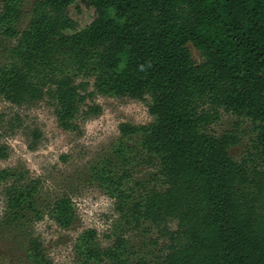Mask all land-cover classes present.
Returning <instances> with one entry per match:
<instances>
[{
    "label": "trees",
    "instance_id": "1",
    "mask_svg": "<svg viewBox=\"0 0 264 264\" xmlns=\"http://www.w3.org/2000/svg\"><path fill=\"white\" fill-rule=\"evenodd\" d=\"M1 2L4 102L29 109L47 100L63 131L76 128L95 94L146 102L153 121L119 125L118 150L123 163L141 155L154 174L129 190L118 180L112 192L124 225H146L167 240L159 264H264V0H33L21 32L24 0ZM223 115L251 123L259 163L229 156L235 131L209 132ZM4 122L3 134H13L23 118L16 112ZM28 136L35 150L41 132ZM8 154L0 142V160ZM28 187H5L13 218L29 210L41 218ZM49 212L71 225L69 200L56 199ZM96 235L77 238L79 264H129L134 252L123 235L106 248ZM33 247V259L48 264Z\"/></svg>",
    "mask_w": 264,
    "mask_h": 264
},
{
    "label": "rangeland",
    "instance_id": "2",
    "mask_svg": "<svg viewBox=\"0 0 264 264\" xmlns=\"http://www.w3.org/2000/svg\"><path fill=\"white\" fill-rule=\"evenodd\" d=\"M2 6L0 0V11ZM32 6L33 0L22 3L15 26L18 32L25 29ZM0 43L6 46L7 42L1 38ZM188 49L192 59L200 63L202 59L192 45L189 44ZM93 106L98 111L85 114L87 107ZM16 112L23 118L22 127L13 134H3L0 130V142L9 148L8 158L0 160V175L4 177L0 180V264H38L39 261L33 259L35 243L40 258L48 264H79L74 247L79 235L88 230L95 231L102 248L108 247L116 236L123 235L129 250L134 252L129 264L139 259L144 260L142 264H159L167 240L159 238L146 225L140 228L124 225L115 210L116 198L112 192L118 180L119 187L129 190L154 174L153 166L143 163L141 155L133 153L129 162L123 163L118 150L119 125L141 126L153 121L146 102L95 94L81 107L75 120L76 128L63 131L47 100L24 109L0 98V116H4L0 129ZM32 128L39 129L42 135L35 150L28 149L31 140L28 133ZM227 131H235L238 138L237 144L229 148V156L249 166L259 163L251 123L223 115L209 130L216 136ZM260 169L264 171V166ZM11 186L32 188L28 187L34 197L33 214L40 213L41 218L32 219L30 210L24 212L23 218H13L7 212L5 187ZM56 199H67L71 203L73 219L68 228L50 218L51 203Z\"/></svg>",
    "mask_w": 264,
    "mask_h": 264
}]
</instances>
